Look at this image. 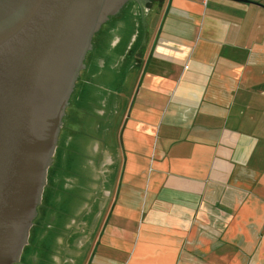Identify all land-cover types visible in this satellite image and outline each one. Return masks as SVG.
I'll return each mask as SVG.
<instances>
[{
    "label": "crops",
    "instance_id": "obj_1",
    "mask_svg": "<svg viewBox=\"0 0 264 264\" xmlns=\"http://www.w3.org/2000/svg\"><path fill=\"white\" fill-rule=\"evenodd\" d=\"M144 16L99 56L126 68L98 108L82 264H264V0H151Z\"/></svg>",
    "mask_w": 264,
    "mask_h": 264
},
{
    "label": "water",
    "instance_id": "obj_2",
    "mask_svg": "<svg viewBox=\"0 0 264 264\" xmlns=\"http://www.w3.org/2000/svg\"><path fill=\"white\" fill-rule=\"evenodd\" d=\"M126 1L0 0V264L20 259L96 31Z\"/></svg>",
    "mask_w": 264,
    "mask_h": 264
},
{
    "label": "rangeland",
    "instance_id": "obj_3",
    "mask_svg": "<svg viewBox=\"0 0 264 264\" xmlns=\"http://www.w3.org/2000/svg\"><path fill=\"white\" fill-rule=\"evenodd\" d=\"M119 18L121 21H118ZM146 22L145 16L141 17L140 7L130 0L96 31L64 113L37 215L20 259L15 264L83 263L90 244L80 249L75 244L84 231H92L90 226L97 213V198L100 195L97 177L93 173L97 164V121H104L97 114L98 108L104 101L112 102L116 97L115 88L120 82L113 81L112 74L117 68H126L122 63L115 62L114 58L103 66L99 63V56L108 50L110 53H107L116 57V53L129 46L133 35L138 33L140 38ZM115 63L119 64L118 67L111 69ZM125 87L123 96L119 97L122 104L117 110L118 122L112 129H116L120 122L130 92V82L125 83ZM111 134L108 142L116 139L115 130ZM82 221L87 223L85 229ZM69 250L75 255L71 256L72 263H65Z\"/></svg>",
    "mask_w": 264,
    "mask_h": 264
},
{
    "label": "flooded vegetation",
    "instance_id": "obj_4",
    "mask_svg": "<svg viewBox=\"0 0 264 264\" xmlns=\"http://www.w3.org/2000/svg\"><path fill=\"white\" fill-rule=\"evenodd\" d=\"M129 1H130V0H127L126 2H129ZM132 1H134V0H132ZM141 1H142V0H139V1H137V2L134 1V2L137 3V5H140V4H141ZM147 1H150V2H151V0H147ZM126 2H125V3H126ZM125 3H124V4H125Z\"/></svg>",
    "mask_w": 264,
    "mask_h": 264
}]
</instances>
